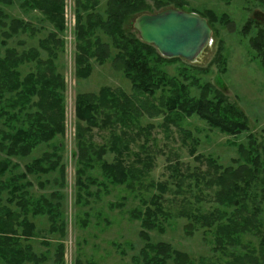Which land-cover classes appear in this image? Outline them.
Segmentation results:
<instances>
[{
    "label": "trees",
    "instance_id": "1",
    "mask_svg": "<svg viewBox=\"0 0 264 264\" xmlns=\"http://www.w3.org/2000/svg\"><path fill=\"white\" fill-rule=\"evenodd\" d=\"M149 1L154 3L155 10ZM16 3L25 18L14 17L3 8L13 7ZM171 3L177 8L186 6L174 0H108L103 13L99 9V0L78 2L76 77L89 79L93 73L92 61L100 66L111 63L115 71L122 72L131 82L136 93L148 97L162 93L160 108L155 105L147 107L146 103L140 106L138 102L141 101L138 99L110 87H103L97 93L78 94L76 117L81 167L77 172L80 189L85 183L83 177L87 175L86 168L91 169L96 160L102 161L108 152L105 147L98 150L94 148L93 130L96 128L121 130L120 134L112 133L108 147L115 154L114 161H102L101 169L111 184L125 185L131 191H135L137 184L141 185L151 168V158L146 161L143 169L134 167L124 158L130 143L135 140V137L132 138L133 131L139 128L144 115L150 118L164 116L165 121L171 123L197 117L211 130L231 137L251 132L247 116L236 103H232L226 94L212 84L201 83L199 75L207 70L187 65L177 75L171 76L165 66L184 59L162 57L153 45L140 39L136 30H127L131 19L164 11ZM36 11L44 16L40 22H48L54 30L63 31V0H0V199L7 192L9 203L17 204L21 211L15 213L12 210H0V264H38L45 260L40 259L33 249L31 240L36 225L30 216L35 218L48 215L52 231L56 232L59 227L61 233H64L63 222L57 225L62 216L60 201L54 204L43 196L33 202L27 190L29 183L18 185L19 180H26L29 175L48 174L57 170L59 165L56 162L60 157L56 150H60L59 145L52 157L44 153L32 164L25 165L16 176L14 171L21 165L12 160L30 156L35 148L52 143L65 131L64 78L57 73L51 58L42 63L38 49L25 48L27 38L37 31L32 19ZM200 15L209 19L211 27L215 24L214 13ZM224 18L227 16L224 15ZM224 21L229 24L228 18ZM53 31H49L47 37L39 42L40 48L51 54V57L55 48L63 47V41ZM258 32V36L251 40V46L264 66V29L258 27ZM14 39H18L17 48L10 46ZM33 59L40 64L37 71L24 74L21 67ZM216 60L225 66L221 49ZM35 96L38 97L37 103H33ZM238 147L241 157L227 167L214 159L196 156L195 149L191 151V156H195L198 162L205 161L209 167L207 174L193 178L196 188L202 194L208 192L201 189L202 185L214 191L208 203H213L215 207L204 210L202 202L205 199L198 196L197 205L190 203L177 214V217L188 221L185 227L188 235H193L197 227L214 229L216 253L224 254L230 249L239 248L244 235H258L264 225L261 201L255 194L258 185H264V144H259L254 134H250L247 146ZM52 158L56 161L53 162ZM174 172L179 175L177 167ZM9 173L14 177L3 179ZM90 182L96 184L95 181ZM155 188L159 194L144 202V210H136L132 214L134 219L141 222L140 237L145 242L140 255L134 258L135 264H197L188 254L178 251L172 245L152 241L150 233H163L165 222L173 218L164 205L165 185L159 184ZM55 197L58 200L60 198L58 193H55ZM58 255V264H61L62 245ZM240 260L239 257L237 261Z\"/></svg>",
    "mask_w": 264,
    "mask_h": 264
},
{
    "label": "rangeland",
    "instance_id": "2",
    "mask_svg": "<svg viewBox=\"0 0 264 264\" xmlns=\"http://www.w3.org/2000/svg\"><path fill=\"white\" fill-rule=\"evenodd\" d=\"M79 1L85 0H63L62 32L54 30L48 22H40V18L43 19L44 16L40 12H34L32 19L37 31L34 34L30 33L32 35L27 38L28 42L25 46V48L38 49L42 63H46L51 58L57 73H60L65 81L64 134L50 144L38 146L24 159H12L14 163L21 165L14 171L16 176L20 171L22 172L25 165L32 164L44 153H49L52 157L56 146L59 145L60 150H56L60 157L56 162L59 165L57 170L48 174H32L27 176L26 180L18 181V185L22 186L29 183L30 187L27 190L29 199L33 202L44 196L54 204L59 201L62 204V216L57 225L63 222V234L59 227L56 232L52 231V222L48 215L29 217L36 225L31 240L33 249L40 259L45 258L43 263L38 264H58L60 245L63 250L61 264H79V261L81 264H135L134 258L140 255L145 242L140 237L141 222L134 219L132 214L136 210H144V202H148L153 195L159 194L155 188L159 184L166 187L163 196L164 205L167 211L172 213L173 218L165 222L163 233L158 231L150 233L154 243H168L178 251L188 254L197 264H229L235 261L239 264H264V225L260 234L244 235L239 248L228 250L229 254H222L214 250V229L197 227L193 235H188L185 230L188 221L177 217L179 211L188 207L190 203L193 206L197 205L198 196L205 199L202 202L204 210L215 207L213 203H208L212 200L214 191L202 185L201 189L209 192L202 194L200 189L196 188L193 177L207 174L209 167L205 161L198 162L195 156H191L192 150H196V156L214 159L220 165L227 167L241 157L238 146H247L250 134H254L259 144H264V66L251 46V40L259 34L258 27L264 29V0H174L183 2L186 5L184 7L202 15L208 12L214 13L215 24L211 27L213 42L196 63L183 60L165 66V70L171 76L177 75L179 70L187 65L207 70L206 73L199 75L201 83L212 84L226 94L232 103H236L247 116L251 132L231 137L211 130L197 117L171 123L166 122L164 116L150 118L144 115L139 128L133 131L132 138L135 137V140L130 143L129 151L124 157L139 169H143L146 161L151 158L150 171L141 185L137 184L135 191L129 190L125 185L111 184L104 177L101 169L102 161H114L115 154L111 153L108 147L112 133L120 134L121 130L97 128L93 130L94 148L98 150L105 147L108 152L102 161L96 160L95 156V165L91 169L86 168L87 175L83 177L85 183L80 189L77 172L81 167L77 138V96L80 93H97L103 87H110L138 99L141 101L138 102L140 106L146 103L147 107L155 105L160 108L162 93H157L155 97L136 93L131 82L122 72L115 71L111 63L100 66L96 61H92L91 77L86 80L76 77ZM107 1L99 0V9L103 13ZM149 3L155 10L154 3L152 1ZM18 7L19 4L16 3L13 7L3 8L14 17L25 18ZM169 8L177 7L171 3ZM224 15L227 16L229 24L223 22V19H227ZM137 18L138 16L131 19L127 30L135 31L134 22ZM42 26L44 28H41ZM49 31L55 32L63 41V47L55 48L52 57L51 54L43 51L39 44L40 40L47 37ZM17 41L18 39L12 40L10 46L17 48ZM220 49L225 60L224 67L216 60ZM18 50L21 48L18 47ZM39 65L37 60L33 59L22 66L21 70L27 74L37 71ZM190 70L193 71L192 68ZM37 102L38 97L35 96L33 103ZM36 120L37 118L34 122ZM261 153H263L262 149ZM52 161L56 160L52 158ZM175 167L179 175H175ZM12 177L14 176L9 173L3 179L10 180ZM90 181H95L96 184ZM55 193L60 196L59 200L55 197ZM255 194L261 201L264 220V200H262L264 185H258ZM8 197L7 192L2 194L0 210L7 209L21 213L20 207L17 204L11 205ZM239 257L241 260L237 261Z\"/></svg>",
    "mask_w": 264,
    "mask_h": 264
},
{
    "label": "water",
    "instance_id": "3",
    "mask_svg": "<svg viewBox=\"0 0 264 264\" xmlns=\"http://www.w3.org/2000/svg\"><path fill=\"white\" fill-rule=\"evenodd\" d=\"M140 39L164 58L196 63L213 41L208 20L187 7L140 15L134 22Z\"/></svg>",
    "mask_w": 264,
    "mask_h": 264
},
{
    "label": "bare ground",
    "instance_id": "4",
    "mask_svg": "<svg viewBox=\"0 0 264 264\" xmlns=\"http://www.w3.org/2000/svg\"><path fill=\"white\" fill-rule=\"evenodd\" d=\"M213 42V41H212Z\"/></svg>",
    "mask_w": 264,
    "mask_h": 264
}]
</instances>
